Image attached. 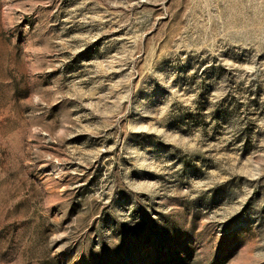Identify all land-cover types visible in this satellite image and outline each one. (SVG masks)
Returning <instances> with one entry per match:
<instances>
[{
  "label": "rangeland",
  "instance_id": "obj_1",
  "mask_svg": "<svg viewBox=\"0 0 264 264\" xmlns=\"http://www.w3.org/2000/svg\"><path fill=\"white\" fill-rule=\"evenodd\" d=\"M0 264H264V0H0Z\"/></svg>",
  "mask_w": 264,
  "mask_h": 264
}]
</instances>
